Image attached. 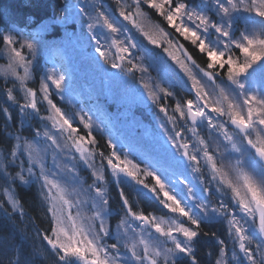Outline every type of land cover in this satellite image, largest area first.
<instances>
[{"label": "snow or ice", "instance_id": "1", "mask_svg": "<svg viewBox=\"0 0 264 264\" xmlns=\"http://www.w3.org/2000/svg\"><path fill=\"white\" fill-rule=\"evenodd\" d=\"M105 4L65 0L46 20L0 10V79L18 112L0 108V264H35L16 191L33 187L54 264H200L217 219L232 249L217 239L215 264H264V0ZM62 28L91 52L78 68L43 63Z\"/></svg>", "mask_w": 264, "mask_h": 264}, {"label": "trees", "instance_id": "2", "mask_svg": "<svg viewBox=\"0 0 264 264\" xmlns=\"http://www.w3.org/2000/svg\"><path fill=\"white\" fill-rule=\"evenodd\" d=\"M65 3V0H2L0 3V10H3L6 14H15L17 17L24 16H34L37 19H47L49 16L56 15L58 11H61V5ZM153 20H156V17H153ZM157 22H159L157 20ZM163 26V25H162ZM185 46L189 48V51L193 54V57L197 59L198 63H202L201 57L197 49L193 48L188 42H184ZM82 48L78 46H72L68 48L69 57L73 63L77 60V64L75 68L79 67L81 61L85 58L83 54L79 53ZM90 54V50L86 51ZM3 60L0 59V63ZM30 81L29 85L36 87V81ZM28 85V86H29ZM8 87H13V84L10 82ZM15 93L18 98L20 97V93L18 91ZM186 92L187 89H184ZM9 107L14 119L18 120V112L14 105L10 104L6 100L3 81L0 79V108ZM141 111L137 114L138 118L141 120H147L149 123H154L153 120H150V117H153L151 110L146 105H141ZM146 118V119H145ZM150 122H149V120ZM5 123V115L2 111H0V130H3ZM27 135V133H25ZM30 137V136H29ZM0 139H2V135H0ZM5 148L4 143H0V155H2V150ZM6 187L3 181H0V199L4 198L3 189ZM23 200L26 201L24 204L26 215L23 218V224L21 225V229L28 233L29 239L26 242L25 246V254H33L32 258L35 260V264H54L53 258L49 255L47 251V245L43 242L39 237H37L36 230L37 228L44 229L48 227V220L44 215L43 207L39 200L38 187H33L31 189H17L16 190ZM113 200H115V193H112ZM147 212L155 211L158 212L159 209L153 201L149 200L142 204ZM39 217L36 220L35 224L30 223V218ZM202 231L204 232H215L216 237L211 236H202L200 238L199 244L196 246V254L197 258L200 261V264H215L214 258L215 253L217 254V237H223L224 228L223 225L217 223H208L206 225H202ZM39 252L40 255L36 256L35 253ZM213 254V256L211 255Z\"/></svg>", "mask_w": 264, "mask_h": 264}, {"label": "rangeland", "instance_id": "3", "mask_svg": "<svg viewBox=\"0 0 264 264\" xmlns=\"http://www.w3.org/2000/svg\"><path fill=\"white\" fill-rule=\"evenodd\" d=\"M106 2L108 3V5H110L111 3H112V0H106ZM107 4H105V6L106 7H109ZM111 10V9H110ZM62 11V10H61ZM61 33L63 34V43L64 44H66V43H77L76 42V40H75V38L73 37V38H71L70 40H68V39H66V36H65V31H63V28L61 29ZM55 53L57 54V53H60V55H61V59H57L56 58V56L54 57L55 58V61L56 62H58V63H60V64H64L65 65V67H68L69 66V62L67 61V59L65 58V56L62 54V52H61V47H53V48H51L50 49V51H48V52H45V56H43V62H44V64H46L48 67H51L52 65H50V62H49V64L47 63L53 56L52 55H55ZM50 56H52V57H50ZM53 62V61H52ZM4 64H6V60H5V62H1L0 63V66H2V65H4ZM153 75H155V73H153ZM18 86V85H17ZM30 87H32L31 85H29ZM20 93V92H19ZM22 95V93H20V96ZM71 104V103H70ZM152 120L154 121V123L156 124L157 123V121L156 120H154V118L152 117ZM149 130V129H148ZM202 135H205V138H207L206 137V133H202ZM36 147H38V148H43L44 147V145H43V143H40L39 145H36ZM171 219V217L170 216H167L166 218H165V220H170ZM232 238V237H231ZM228 255L229 256H231V252H229L228 253Z\"/></svg>", "mask_w": 264, "mask_h": 264}, {"label": "bare ground", "instance_id": "4", "mask_svg": "<svg viewBox=\"0 0 264 264\" xmlns=\"http://www.w3.org/2000/svg\"><path fill=\"white\" fill-rule=\"evenodd\" d=\"M148 120H149V119H148ZM150 120H152V117H150ZM150 120H149V121H150ZM143 123L145 124L146 128L149 126L147 120H143ZM217 224H218V223H217ZM219 224L224 225V223H219ZM222 239H223V240H226V242H227L228 245L230 244V242H231V240H232V238H231L230 236H228V235H224ZM211 255L213 256L212 253H211ZM214 255H215V258H216V257H217L216 253H215Z\"/></svg>", "mask_w": 264, "mask_h": 264}]
</instances>
